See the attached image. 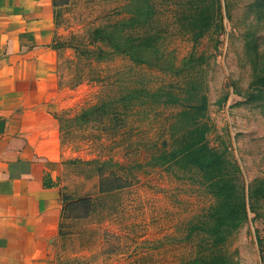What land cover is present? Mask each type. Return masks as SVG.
Masks as SVG:
<instances>
[{"label": "rangeland", "instance_id": "1", "mask_svg": "<svg viewBox=\"0 0 264 264\" xmlns=\"http://www.w3.org/2000/svg\"><path fill=\"white\" fill-rule=\"evenodd\" d=\"M57 2L56 40L68 53L55 116L68 196L90 192L98 175L131 185L67 211L56 264H186L206 246L214 200L201 176L148 165L181 128L171 124L186 103L166 102L195 85L206 96L207 144L238 166L245 189L248 218L224 246L228 264H264V0ZM200 4H212V18L196 39ZM115 26L117 49L92 39Z\"/></svg>", "mask_w": 264, "mask_h": 264}, {"label": "crops", "instance_id": "2", "mask_svg": "<svg viewBox=\"0 0 264 264\" xmlns=\"http://www.w3.org/2000/svg\"><path fill=\"white\" fill-rule=\"evenodd\" d=\"M55 9L54 0H0V264H56L68 204L108 195L96 177L69 200L62 179L55 111L68 52L56 40Z\"/></svg>", "mask_w": 264, "mask_h": 264}, {"label": "trees", "instance_id": "3", "mask_svg": "<svg viewBox=\"0 0 264 264\" xmlns=\"http://www.w3.org/2000/svg\"><path fill=\"white\" fill-rule=\"evenodd\" d=\"M208 2V0H202ZM63 3L54 0V7ZM211 5L200 4L194 9L191 15V23L201 32L196 39L202 37V27L208 26L210 18L209 10ZM152 6L148 7L146 14L151 17L154 12ZM138 17L142 16L140 10ZM135 22V20H132ZM137 22V21H136ZM117 26L113 28H97L92 32V39L112 49H117L118 37L116 36ZM141 39L139 38V41ZM61 46V44H59ZM62 47V46H61ZM194 93L185 96H175L166 103L183 102L185 106L175 114L171 128L181 127L177 134H171L169 146H163V150L153 156L148 162L149 166H179L201 176L205 187L210 191L214 203L207 210V224L202 225L206 238L201 240L203 249L186 264H228V256L224 249L225 244L233 236L235 231L248 218L247 205L245 201V189L240 184V170L238 166L229 161L226 156L217 150L209 148L207 134L211 130L208 116L206 115V96L198 94V86L192 87ZM171 97V94H166ZM173 101V102H169ZM186 101H193L188 103ZM239 175V176H238ZM99 194H109L129 187L130 182L110 180L98 175ZM255 195L260 191L254 190ZM264 195L261 194V197ZM71 197L69 196V200ZM91 198H78L68 204L67 211H75L79 208H86L91 203ZM66 211V212H67ZM203 223V222H202Z\"/></svg>", "mask_w": 264, "mask_h": 264}]
</instances>
